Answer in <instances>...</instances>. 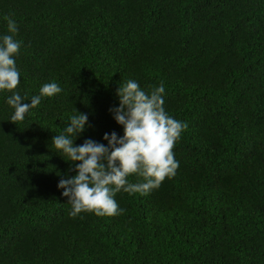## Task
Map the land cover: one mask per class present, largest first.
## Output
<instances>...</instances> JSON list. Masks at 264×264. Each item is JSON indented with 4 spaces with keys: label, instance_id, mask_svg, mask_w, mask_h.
I'll return each instance as SVG.
<instances>
[{
    "label": "trees",
    "instance_id": "obj_1",
    "mask_svg": "<svg viewBox=\"0 0 264 264\" xmlns=\"http://www.w3.org/2000/svg\"><path fill=\"white\" fill-rule=\"evenodd\" d=\"M6 15L25 102L63 91L17 123L0 93V264H264V0H0V34ZM130 78L163 82L187 125L178 168L117 193L119 215L71 217L57 185L74 165L52 137L77 110L91 125L77 144L123 135L109 109Z\"/></svg>",
    "mask_w": 264,
    "mask_h": 264
},
{
    "label": "clouds",
    "instance_id": "obj_2",
    "mask_svg": "<svg viewBox=\"0 0 264 264\" xmlns=\"http://www.w3.org/2000/svg\"><path fill=\"white\" fill-rule=\"evenodd\" d=\"M6 33L0 34V93H11L6 103L13 109L10 120L22 122L31 109L41 104L42 98L55 97L63 89L55 82H46L39 94L30 98L18 91L21 71L16 63L23 41L17 21L6 15ZM166 89L161 82L145 90L135 79L119 84L116 95L118 106L109 109L123 135L116 131L105 132L107 144L87 138L82 144L76 140L91 127L87 114L77 110L64 121L62 130L52 137L50 148L74 165L75 175L61 178L57 187L71 205L68 215L77 217L89 212L97 216H116L120 208L116 194L121 191L148 194L171 178L179 161L173 148L187 125L171 116L165 107ZM135 175L137 182H131Z\"/></svg>",
    "mask_w": 264,
    "mask_h": 264
}]
</instances>
